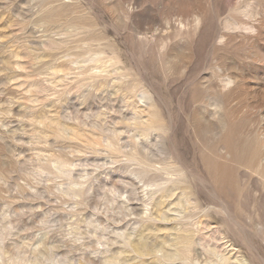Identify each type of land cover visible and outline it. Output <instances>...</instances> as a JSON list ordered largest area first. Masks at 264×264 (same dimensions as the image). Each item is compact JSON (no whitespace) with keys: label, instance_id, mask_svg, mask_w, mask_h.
I'll return each instance as SVG.
<instances>
[{"label":"rangeland","instance_id":"374dc122","mask_svg":"<svg viewBox=\"0 0 264 264\" xmlns=\"http://www.w3.org/2000/svg\"><path fill=\"white\" fill-rule=\"evenodd\" d=\"M263 141L264 0H0V264H264Z\"/></svg>","mask_w":264,"mask_h":264},{"label":"bare ground","instance_id":"6f19581e","mask_svg":"<svg viewBox=\"0 0 264 264\" xmlns=\"http://www.w3.org/2000/svg\"><path fill=\"white\" fill-rule=\"evenodd\" d=\"M231 137V136H230ZM240 139V138H239ZM254 139V138H253ZM235 140V139H234ZM250 139H248V141H249ZM255 140V139H254ZM254 140H252V143H253V141ZM236 141L238 142V140H237V138H236ZM264 142V141H263ZM235 143V142H234ZM250 143V142H249ZM232 145V144H231ZM236 145V144H235ZM253 145V144H252ZM251 146V145H250ZM248 147V146H247ZM246 147V148H247ZM222 148H224V147H222ZM245 148V147H244ZM249 148V147H248ZM225 149V148H224ZM234 150V149H233ZM256 150H258V149H256ZM256 150H254L253 152L252 151H250L251 153H249L248 152V154H247V152L244 150V149H242L239 145H236V151H233V153H234V156L239 160L238 162H241L242 164H245V161H246V159L248 158V159H251V160H255L256 158H257V156H259V155H257V151ZM261 150V149H260ZM226 151V150H225ZM228 151V150H227ZM259 151V150H258ZM261 152V151H260ZM232 153V154H233ZM263 155V154H262ZM247 159V160H248ZM235 160V159H234ZM259 160V159H258ZM261 160V159H260ZM250 161V160H249ZM263 161V160H262ZM251 162V161H250ZM254 163L256 162V161H253ZM252 162V163H253ZM236 163V162H235ZM248 163V162H247ZM236 165V164H235ZM239 165V164H238ZM241 165V164H240ZM247 165V164H246ZM249 165V164H248ZM253 165H255V164H253ZM252 165V166H253ZM258 165V164H257ZM256 165V166H257ZM255 166V167H256ZM262 166V165H261ZM234 167V166H233ZM240 167H242V166H240ZM260 167V166H259ZM245 168V167H244ZM251 168V167H250ZM257 168V167H256ZM242 169V168H241ZM240 170V169H239ZM244 170V169H243ZM248 170V169H247ZM246 171V170H245ZM244 173V172H243ZM264 185V184H263ZM146 245L145 244H141V246H140V248H141V250H143V251H145L146 250ZM187 246H184V249L186 248ZM187 250V249H186Z\"/></svg>","mask_w":264,"mask_h":264}]
</instances>
